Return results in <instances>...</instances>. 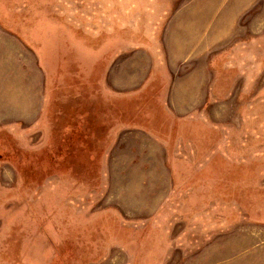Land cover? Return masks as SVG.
<instances>
[{"label":"rangeland","instance_id":"rangeland-1","mask_svg":"<svg viewBox=\"0 0 264 264\" xmlns=\"http://www.w3.org/2000/svg\"><path fill=\"white\" fill-rule=\"evenodd\" d=\"M199 2L0 0V264H264V0Z\"/></svg>","mask_w":264,"mask_h":264},{"label":"crops","instance_id":"crops-1","mask_svg":"<svg viewBox=\"0 0 264 264\" xmlns=\"http://www.w3.org/2000/svg\"><path fill=\"white\" fill-rule=\"evenodd\" d=\"M199 1H201L199 3H204L206 5L207 16L205 17L207 18V20H211V19L214 20L216 19V16L220 14V13H216L219 11V10L217 11V8H216V6L218 5L225 4V5H231L234 8H238V9L239 7H241L242 9V6L254 3V0H199ZM218 16H219L218 19H220L221 15H218ZM178 21L179 20H177L176 22L172 21V26L178 23ZM152 65L153 63L151 61H149V64L145 65L144 69L147 70V74H149V70H151Z\"/></svg>","mask_w":264,"mask_h":264}]
</instances>
